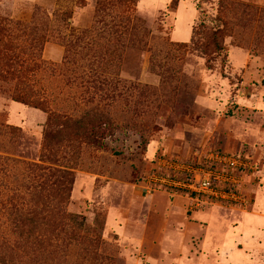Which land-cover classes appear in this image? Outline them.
<instances>
[{"label": "rangeland", "instance_id": "obj_1", "mask_svg": "<svg viewBox=\"0 0 264 264\" xmlns=\"http://www.w3.org/2000/svg\"><path fill=\"white\" fill-rule=\"evenodd\" d=\"M81 1L0 0L1 44L15 24L36 25L41 59L26 81L60 116L49 125L0 86V256L264 264V0H140L131 14L139 28L119 21L129 15L116 0ZM211 151L252 163L246 210L192 209L183 197L140 188L158 160ZM66 167L73 183L64 201L45 175ZM55 205L82 230L52 223ZM17 211L28 223L51 222L18 230ZM20 232L42 235L44 249H23Z\"/></svg>", "mask_w": 264, "mask_h": 264}, {"label": "trees", "instance_id": "obj_2", "mask_svg": "<svg viewBox=\"0 0 264 264\" xmlns=\"http://www.w3.org/2000/svg\"><path fill=\"white\" fill-rule=\"evenodd\" d=\"M139 1L140 0H116L118 5L123 6L126 10H128L129 16L124 15L119 17V21L121 23H133V25L136 27L138 26L139 28L141 21L131 15ZM79 2L82 4L81 0H79ZM60 16L64 17L65 19H67V17L70 18L68 13H62ZM15 26H17L16 34L9 38L8 41H5L2 44L0 43V86H8L6 88L7 92L14 102L46 113L47 124L50 125L52 123H56L60 120V116L48 111L47 102L42 98L41 93L34 90L33 86L27 82L28 78L30 80V76L26 78V76L35 72L39 68L38 61L41 59V44L35 42V39L33 38L36 25L34 24L31 26H25L24 24L17 23ZM115 26L112 28H115ZM27 32L28 36H30V41H22V39L27 35ZM210 39L217 52L223 50L220 45L218 30L211 33ZM63 119H65V117ZM84 119H86V117H84ZM68 121L69 120H66L65 123ZM95 121L97 128H99L100 125L98 123H100V120L97 119ZM44 136V142H46L47 134ZM68 169L70 168H49L47 169L48 172L45 175L47 179H51L55 183V188H53V191H56L58 196L64 198V201L69 199L73 183L71 179V173ZM48 206H50V204ZM49 209L51 211L53 210L52 212L55 214V217L52 219V223L57 222L56 225H58L61 221L66 220L68 224L76 227L79 230H82L84 222H77V217L64 212L61 205H55V208L51 207ZM27 219L28 215L26 212L23 213L21 211H17L16 220L13 221L12 225L18 230L20 228L24 229V227H31V229H34L35 221L41 222L45 220V226L51 222V219L46 221V219L43 218L35 221L31 220V222L28 223L29 221ZM16 235L19 237V243L23 249H31L32 251L41 250V248L44 249L42 235H30L27 233L25 235V233L22 232ZM11 262V259L6 260L0 256V264H11Z\"/></svg>", "mask_w": 264, "mask_h": 264}, {"label": "built area", "instance_id": "obj_3", "mask_svg": "<svg viewBox=\"0 0 264 264\" xmlns=\"http://www.w3.org/2000/svg\"><path fill=\"white\" fill-rule=\"evenodd\" d=\"M253 172L252 163L233 152L194 153L189 158L158 160L140 188L183 197L192 209L208 205L244 211L251 203L246 190Z\"/></svg>", "mask_w": 264, "mask_h": 264}]
</instances>
